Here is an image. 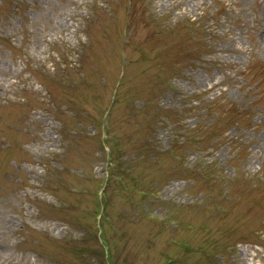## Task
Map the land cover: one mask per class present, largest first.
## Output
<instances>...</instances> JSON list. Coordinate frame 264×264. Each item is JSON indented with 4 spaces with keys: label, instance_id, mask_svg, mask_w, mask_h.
I'll use <instances>...</instances> for the list:
<instances>
[{
    "label": "rangeland",
    "instance_id": "rangeland-1",
    "mask_svg": "<svg viewBox=\"0 0 264 264\" xmlns=\"http://www.w3.org/2000/svg\"><path fill=\"white\" fill-rule=\"evenodd\" d=\"M0 264H264V0H0Z\"/></svg>",
    "mask_w": 264,
    "mask_h": 264
}]
</instances>
